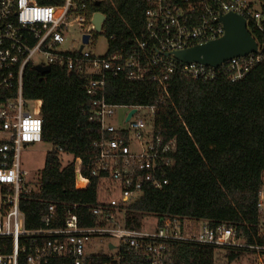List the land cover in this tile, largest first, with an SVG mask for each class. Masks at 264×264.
I'll list each match as a JSON object with an SVG mask.
<instances>
[{
  "label": "built area",
  "instance_id": "built-area-1",
  "mask_svg": "<svg viewBox=\"0 0 264 264\" xmlns=\"http://www.w3.org/2000/svg\"><path fill=\"white\" fill-rule=\"evenodd\" d=\"M101 1L64 0L52 6L0 0V264H49L59 258L88 264L92 257L102 258V264H172L180 246L209 248L212 264H264V184L257 193L255 232L247 225L251 240L232 225L182 224L167 215H147L152 218L139 227L126 226L125 207L146 188L167 185L177 145L155 126V105L110 103L105 97L106 78L119 74L132 82H152L164 96L173 74L240 81L263 57V0H144V30L113 52H108L113 36L104 34L105 16L98 31L93 24L94 14L101 12L92 6ZM230 12L245 19L248 32L251 27L262 36L258 41L251 34L255 52L217 67L173 58L176 51L221 37L219 18ZM73 30L80 33L77 47L60 50ZM97 34L107 41L102 55L84 49ZM27 65L58 66L83 77L88 102L81 110L96 128L94 153L85 161L61 153L70 157L61 164L72 165L75 189L85 190L96 179V202L85 205L93 217L89 225L80 224L76 203L49 201L40 227L26 226L20 202L39 193L40 174L22 168L19 153L23 145L42 142L40 101L23 94Z\"/></svg>",
  "mask_w": 264,
  "mask_h": 264
},
{
  "label": "trees",
  "instance_id": "trees-1",
  "mask_svg": "<svg viewBox=\"0 0 264 264\" xmlns=\"http://www.w3.org/2000/svg\"><path fill=\"white\" fill-rule=\"evenodd\" d=\"M33 1L60 6L64 0ZM144 8V0H102L92 6L105 16V36H113L108 52L140 35ZM249 33L261 41L251 27ZM83 86L82 76L58 66H51L47 73H39L32 65L24 70L23 94L40 101L42 141L51 145L39 173V193L20 202L28 228L40 227L49 201L76 203L80 224L92 223L85 205L96 202V179L85 190L75 189L72 165L61 164V153L83 161L94 153L97 133L81 110L88 102ZM166 88L164 96L152 82H132L123 74L106 78L108 102L155 105V126L165 138H175L177 145L167 185L160 190L148 187L127 205L126 226L139 227L142 216L167 215L178 217L182 224L204 220L211 227L232 225L251 240L247 225L255 232V204L264 171V47L262 59L240 81L223 77L199 81L173 74ZM102 261L92 257L88 264ZM49 264L72 262L59 258ZM172 264H212L211 250L180 246Z\"/></svg>",
  "mask_w": 264,
  "mask_h": 264
},
{
  "label": "water",
  "instance_id": "water-1",
  "mask_svg": "<svg viewBox=\"0 0 264 264\" xmlns=\"http://www.w3.org/2000/svg\"><path fill=\"white\" fill-rule=\"evenodd\" d=\"M99 3L96 2L95 5ZM224 33L221 37L206 42L202 45L191 47L173 53V58L181 63L198 62L204 65L217 67L222 61L231 57H239L255 52L257 44L246 28L245 19L235 13H226L220 16ZM104 15L95 13L93 24L98 31ZM87 35L82 36V41H87ZM39 73H47L48 66H37Z\"/></svg>",
  "mask_w": 264,
  "mask_h": 264
},
{
  "label": "rangeland",
  "instance_id": "rangeland-1",
  "mask_svg": "<svg viewBox=\"0 0 264 264\" xmlns=\"http://www.w3.org/2000/svg\"><path fill=\"white\" fill-rule=\"evenodd\" d=\"M80 39V33L78 30H73L66 35V41L59 47L60 50L66 51L77 47L78 40ZM72 40H76L72 42ZM85 50L91 51L95 55H102L107 50V41L103 34H97L96 38L93 40V44L86 46ZM51 149V145L45 142L31 143L23 145L20 149V165L22 168L26 169L30 175L39 174L44 165V158L46 153ZM70 157L68 155H62V164H65ZM261 180L264 184V171L261 173ZM152 217L142 216L140 223L144 224L147 219ZM201 222L196 221L194 225H199ZM111 242H116L110 239Z\"/></svg>",
  "mask_w": 264,
  "mask_h": 264
}]
</instances>
